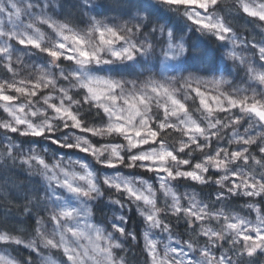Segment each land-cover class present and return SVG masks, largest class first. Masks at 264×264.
<instances>
[{"label": "snow or ice", "instance_id": "snow-or-ice-1", "mask_svg": "<svg viewBox=\"0 0 264 264\" xmlns=\"http://www.w3.org/2000/svg\"><path fill=\"white\" fill-rule=\"evenodd\" d=\"M221 3L0 0V160L40 178L0 264H131L140 237L145 264H264V28ZM234 10L264 25V0Z\"/></svg>", "mask_w": 264, "mask_h": 264}, {"label": "bare ground", "instance_id": "bare-ground-1", "mask_svg": "<svg viewBox=\"0 0 264 264\" xmlns=\"http://www.w3.org/2000/svg\"><path fill=\"white\" fill-rule=\"evenodd\" d=\"M233 7H234V5H232V4L222 2L221 7H220V9H218V11H220L221 14L224 15L222 8L232 9ZM231 15H239V13L233 9ZM183 23L184 22L182 20H178V24H180L181 26H183ZM263 27H264V25L257 27V26H254L253 24H250L248 26V29L252 33L253 36L257 37L258 33L260 32V30ZM178 139H179L178 136L172 137L173 141L178 140ZM17 143H19V141H17ZM41 146L44 148H48L49 144H47L45 141H41ZM52 148L54 149L55 146L53 145ZM65 151H69V150H65ZM60 153H61V155H63V152H60ZM49 155H51V152H49ZM73 158L75 159L76 157L74 156ZM16 164H19V161H16ZM0 165L4 166V168L7 169V171L4 173L3 178H0V217L3 218L0 220L1 221L0 225H2V227L5 230H7L6 229L7 226H5L3 224V223L7 224L4 220L13 212V209H15L14 211L20 212V214H19L20 220L24 221L23 227L26 230L31 231V229L34 225H33V222L31 220H28L22 214V208H23V205L25 204V200L23 198L24 194H23V192L19 191V188L26 185L27 188L29 190H31L33 186H38L40 184V178L38 176L31 175L29 171H25L24 169H21L19 167L14 166L12 161H10V160L7 161L6 163L4 160H0ZM122 171H124L125 173L131 172V170H128V169H123ZM150 177H152V173H148L145 176V179H149ZM18 178H19V180H18ZM16 179H17V181H16ZM194 183L195 182L181 181L180 190L181 191H191L190 185H192ZM3 197H4V199H3ZM242 204H243V201H242ZM127 215L129 217H131V220L128 224L129 230L136 231V232H142L143 231L142 219L134 212V210L128 211ZM96 217H97V219H101L97 215H96ZM7 219H9V218H7ZM174 223H175V221H174ZM180 231L181 232L183 231V221L180 222ZM140 240H142V237H140L138 239V241H132L130 243L131 244L137 243L141 247V246H143V243ZM137 250H139L141 252V248H138ZM142 255H143V253H142ZM142 255H140V256H142ZM128 258L130 260V257H128Z\"/></svg>", "mask_w": 264, "mask_h": 264}, {"label": "rangeland", "instance_id": "rangeland-1", "mask_svg": "<svg viewBox=\"0 0 264 264\" xmlns=\"http://www.w3.org/2000/svg\"><path fill=\"white\" fill-rule=\"evenodd\" d=\"M222 2H226V3H229V4H232V5H234L235 4V0H222ZM232 9H234V7L232 8ZM222 10H223V12H225L226 13V10H228L227 8H222ZM59 11V10H58ZM238 16H241V17H244L245 19H247L245 16H242V15H238ZM231 18H234V15H229L228 16V19H231ZM0 19H4V22L5 23H7V20H6V18H3V17H0ZM35 59H39L38 57H36ZM107 142H116V143H119V142H122V141H120L119 139H117V140H114V141H111V140H108V139H103L102 138V141L100 142L99 141V143H107ZM25 151H27V149H25ZM83 155V154H82ZM98 167H103V166H98ZM32 177V176H31ZM118 198V197H117ZM107 200V197H105V201ZM103 213H104V215H106L107 217H111V215H112V212H111V210L110 209H108V208H104L103 209ZM96 215L97 216H99V218H103L102 216H101V214H100V212H97L96 213ZM142 242H143V239H142ZM136 249H135V248ZM143 246H141V247H136V245H133V247H132V252H130V261H131V264H145V258H144V254L142 255V253L139 251V250H137L138 248H142ZM20 249H23L22 247H19ZM11 248H8V249H6V250H4V251H6V254H8V255H11V256H16V255H14L13 253H12V251L10 250ZM15 249H17V248H15ZM25 250V249H24ZM18 253H19V251L20 250H16ZM139 253V254H138ZM49 254H52V255H55V250H52V252L51 253H49L47 250H45L44 251V255H49ZM140 255H142V256H140ZM36 257V256H35ZM39 256H38V258H35L34 259V262H35V264H39Z\"/></svg>", "mask_w": 264, "mask_h": 264}, {"label": "trees", "instance_id": "trees-1", "mask_svg": "<svg viewBox=\"0 0 264 264\" xmlns=\"http://www.w3.org/2000/svg\"><path fill=\"white\" fill-rule=\"evenodd\" d=\"M109 15L110 16H115V15H117V13H109ZM190 37V40H189V42L191 43V36H189ZM193 44H196V45H198V46H200V47H205V48H209V49H213V47L211 46V43H209L208 41H205V40H200L199 42H196V41H193L192 42ZM214 50V49H213ZM18 180H19V178H18ZM16 181H17V179H16ZM204 191H205V193H207L208 191H211V189H204ZM3 199H4V197H3ZM15 209H13V212L7 217V218H9V219H5L4 221L7 223V224H5V223H3L5 226H7V228L6 229H12V228H15L17 225H18V222H20L21 220H20V217H19V214H20V212H16V211H14ZM16 216V217H15ZM1 219H3V218H1L0 217V220ZM3 221V222H4ZM0 223H1V221H0ZM0 226H2V225H0ZM22 227H23V225H22ZM137 247H139V245L137 244L136 245ZM131 252H132V249H131ZM19 253H20V256H22L25 252L24 251H19ZM34 264H35V262H34Z\"/></svg>", "mask_w": 264, "mask_h": 264}]
</instances>
